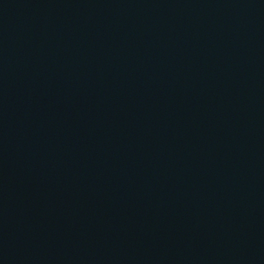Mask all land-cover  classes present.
Listing matches in <instances>:
<instances>
[{
	"label": "water",
	"instance_id": "obj_1",
	"mask_svg": "<svg viewBox=\"0 0 264 264\" xmlns=\"http://www.w3.org/2000/svg\"><path fill=\"white\" fill-rule=\"evenodd\" d=\"M0 264H264V0H0Z\"/></svg>",
	"mask_w": 264,
	"mask_h": 264
}]
</instances>
